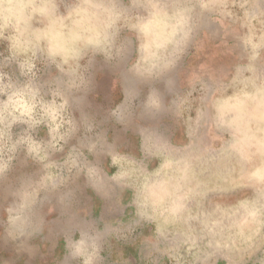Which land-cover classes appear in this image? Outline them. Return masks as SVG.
<instances>
[{
    "label": "crops",
    "instance_id": "0c3cea01",
    "mask_svg": "<svg viewBox=\"0 0 264 264\" xmlns=\"http://www.w3.org/2000/svg\"><path fill=\"white\" fill-rule=\"evenodd\" d=\"M195 3L194 11L191 7L186 9L188 17L181 13L179 18H174L182 33L179 37H176L177 27L168 22L169 18L163 10L157 11L142 29L145 48L168 49L171 44V49H202L209 47L211 42H215L214 46L217 47L226 32V23L234 21L228 17L234 13L233 8L240 3L253 5L255 0H195ZM194 21L202 23L200 28L194 29ZM121 36L130 39L134 49L135 34L124 31ZM165 37L168 41L162 45L164 42L161 39ZM119 66L115 73L109 72L108 67L100 69L96 74L94 90L90 91L92 101H86L92 109L87 111L84 107V111L94 119L96 130L104 132L94 155L86 154L87 160L99 173H90L95 176L93 184L88 183L83 175L77 177L75 173L69 175L62 172L66 181L64 184L46 185L54 179L52 175H47V170L61 162L50 165V160L41 162L29 155L25 159L16 157L11 160L8 201L3 210L0 209V264H69L66 243L71 247L73 239H80L76 246L80 251L93 240L90 232L101 244L100 264H264V211L250 209L246 212V205L241 206L240 199L246 193L244 202L249 201L251 196L257 194L258 188L254 184L249 189L237 186L229 190L225 184H219L226 179L219 174L213 180L218 184L211 185L212 189L208 176L201 179L199 209H194L198 208L194 195L196 198L198 195L192 180L178 179L180 175H177L174 183L189 181V184H174L172 187L170 230H183L184 233L181 232L179 238L170 237L159 244L145 243L152 237L155 228L134 218L136 204L132 185L138 182V171L145 168L151 170L158 164L157 160L151 159L152 154L161 157L166 154L168 143L160 135L173 132L174 146H179L180 134L185 133V127L177 119L180 117L164 114L156 121H139L143 127L155 125L156 133L143 130L136 124L122 126L117 123L111 117V111L124 100L123 89L136 86L125 77V65ZM123 107L117 109V118L122 119ZM79 116L77 112L75 117L79 119ZM77 139L83 145L91 137L78 133L73 146L77 145ZM27 143L33 151H38L37 147ZM113 154L124 155V158H117L115 163L122 170L134 173L126 182L109 179L117 171L115 167H110L108 159ZM40 159L44 158L41 156ZM24 160L26 175L23 180H27L29 174H35L36 180L28 189L18 193L17 179L21 175L17 174L25 166ZM13 186L15 191L11 190ZM161 191L165 196L169 194L167 186L162 187ZM194 213L201 215L199 224L194 223ZM209 213L215 214L211 226ZM247 218L250 219L248 227ZM244 226L249 228L248 235L243 230ZM210 227L218 231L211 243L216 253L211 255L208 253L210 239L207 233ZM194 228L201 230V255L193 253ZM13 230L16 237L10 236ZM113 233L116 235L113 236ZM164 245L169 247L168 253L161 251ZM72 264L80 262L72 261Z\"/></svg>",
    "mask_w": 264,
    "mask_h": 264
},
{
    "label": "clouds",
    "instance_id": "9594fccd",
    "mask_svg": "<svg viewBox=\"0 0 264 264\" xmlns=\"http://www.w3.org/2000/svg\"><path fill=\"white\" fill-rule=\"evenodd\" d=\"M189 7L195 10V0H126V3L125 0H0V42L6 43L8 52L0 58V175L7 171L18 148L24 147L29 156L44 162L50 155L63 151V147L81 133L91 139L83 145L77 139V145L69 150L63 161L47 170V175L54 179L46 185L64 184L62 171L69 175L75 173L77 177L83 175L93 184L95 176L90 173H99L86 154L94 155L104 132L96 130L94 119L84 107L91 83L86 73L97 56L109 65L124 64L125 77L136 85L123 89L124 100L111 111V117L122 126L136 124L156 133L155 125L143 127L139 121H156L174 109V102L180 96L170 73L178 60L167 59L171 44L168 49H146L142 29L157 11L163 10L168 22L177 27L176 37H179L182 33L174 18H179L181 13L188 17L186 9ZM124 31L135 34L134 55L131 40L121 36ZM13 64L22 80L5 71ZM39 65L54 68L58 75L41 82ZM243 67L250 69L246 76H256L260 91L252 89L248 95L257 96L260 110L264 112V75L258 74L264 73V63L259 53ZM157 85H162L163 89ZM122 105L121 119L117 118L116 111ZM73 108L80 113L79 119L74 116ZM6 121L10 122V127ZM17 126L22 127L14 135L13 129ZM40 128L46 129V139L36 138ZM28 140L39 146L40 153L32 150ZM121 157L124 155L108 157L110 167L117 169L109 177L111 181L126 182L134 175L115 163ZM151 159L158 161L157 166L138 171V182L132 185L136 204L134 218L155 228L145 243L159 244L167 239L170 231L172 187L177 173L173 162L155 154ZM165 186L169 189L167 196L161 191ZM10 236L17 234L13 230ZM90 236L93 240L80 251L76 247L80 239H73L71 247L66 243L69 264L77 260L80 264H100L101 244L94 239L93 232Z\"/></svg>",
    "mask_w": 264,
    "mask_h": 264
},
{
    "label": "rangeland",
    "instance_id": "374dc122",
    "mask_svg": "<svg viewBox=\"0 0 264 264\" xmlns=\"http://www.w3.org/2000/svg\"><path fill=\"white\" fill-rule=\"evenodd\" d=\"M233 12L228 17L234 21L226 23V32L222 39L219 33L218 39L221 40L219 46L215 47L216 43L211 42L208 44L209 47L202 49H170L167 52L168 60L172 62L178 60L170 76L175 81L177 94L180 97H177L174 102V109L164 115H172L173 118L180 117L177 119L183 123L185 133L180 134L179 146L172 147L168 144L169 148L162 158L174 163L175 171L177 175H180L178 179L192 180L194 190L198 195L197 198L194 195L195 203L198 201V208L194 209H199L200 205L201 179L208 176L210 189H212L211 185L218 184L213 180H216L219 174L226 177L224 183L219 184H225V188L229 187V190L237 186H240V189H249L255 184L258 188L257 194L251 196L252 198L246 202H244L246 193L242 194L241 206L246 205V212L250 209L260 212L264 211V112L260 110V101L257 100V96L248 95L249 90L260 91L257 88L256 76L255 74L251 77L246 76V71L250 69L243 66L249 60H255L258 53L261 63H264V0H255V4L250 6L240 3L233 8ZM201 24V22L194 21V29L200 28ZM161 40L164 42L161 43L163 45L168 38ZM7 55L6 43L0 42V58ZM97 57L86 73L91 81V89L89 88L87 92L86 101H92V98H89L90 91L94 90V81L100 69L108 67L106 69L109 72L115 73L120 67V64H106L102 57L101 59ZM5 71L15 79H23L19 77L14 64ZM258 74L264 75V73ZM57 75L52 67L38 66V77L41 82L49 81ZM157 87L163 89L162 85H157ZM143 92H146V89H143ZM85 105L87 111L92 109L87 102ZM76 113V109L73 108L74 116ZM6 123L10 127V122L6 121ZM20 127L22 126L13 129L14 135ZM3 131L6 135L7 127ZM35 135L37 139H46V129H38ZM161 136L163 141L174 145L173 132L167 131L161 134L160 138ZM175 141H177L176 138ZM28 142L31 143L30 140ZM73 145H75L74 138L63 147V151L49 156L50 163L62 162L65 155L74 147ZM35 147L38 151L34 150V152L40 153L39 146L35 145ZM73 151L75 152V149ZM16 157L23 159L28 157L24 147L13 154L12 160ZM8 175L9 166L7 171L0 175V195H4V197L0 196V209L2 210L8 201ZM25 175L26 164L17 174L18 193L28 189L36 180L35 174H29L28 179L23 180ZM174 184L184 186L189 184V181ZM11 190L15 191V186L11 187ZM214 218L215 214L209 213L210 226L215 221ZM193 220L194 223L199 224L200 213H194ZM246 220L248 227L250 219ZM246 226L243 230L248 235L249 228ZM181 232L184 233L183 230H170L167 238L174 236L179 238ZM217 232L215 227H210L207 231L210 239L208 248L210 255L216 253V248L211 246V243L215 240ZM204 233L206 234V231ZM192 238L194 255H201L200 228L193 229ZM165 250L168 253L169 247L166 245L162 246V252Z\"/></svg>",
    "mask_w": 264,
    "mask_h": 264
}]
</instances>
